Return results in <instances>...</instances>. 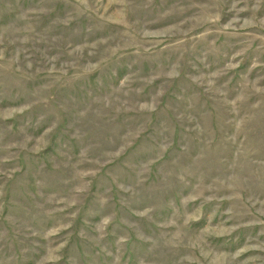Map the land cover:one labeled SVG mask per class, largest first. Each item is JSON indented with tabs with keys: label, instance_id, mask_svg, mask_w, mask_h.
I'll return each instance as SVG.
<instances>
[{
	"label": "rangeland",
	"instance_id": "obj_1",
	"mask_svg": "<svg viewBox=\"0 0 264 264\" xmlns=\"http://www.w3.org/2000/svg\"><path fill=\"white\" fill-rule=\"evenodd\" d=\"M0 264H264V0H0Z\"/></svg>",
	"mask_w": 264,
	"mask_h": 264
}]
</instances>
